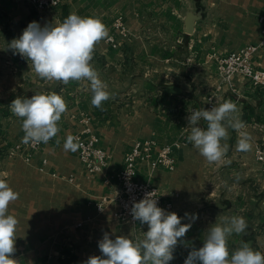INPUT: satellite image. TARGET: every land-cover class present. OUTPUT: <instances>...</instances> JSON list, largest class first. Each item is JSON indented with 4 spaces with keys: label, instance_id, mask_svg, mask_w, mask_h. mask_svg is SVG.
I'll return each instance as SVG.
<instances>
[{
    "label": "crops",
    "instance_id": "obj_1",
    "mask_svg": "<svg viewBox=\"0 0 264 264\" xmlns=\"http://www.w3.org/2000/svg\"><path fill=\"white\" fill-rule=\"evenodd\" d=\"M188 12L201 13L190 34L184 32ZM72 13L100 19L109 35L115 18L122 17L127 29L119 47L106 39L95 45L90 63L110 95L100 108L91 104L87 81L65 85L41 79L31 61L9 49L30 22L55 25ZM260 14L264 0H60L56 9L46 10H35L26 0H0V179L19 194L8 207L18 221L13 254L18 264H83L101 255L98 242L105 233L112 239L142 240L146 224L115 217L121 190L117 175L134 144L148 139L155 142L154 155L173 145L175 167L151 170L138 161L136 179L155 186L171 203V212L191 224L173 261L202 247L208 229L232 216H242L248 227L228 238L230 254L241 242L264 254V179L255 157L256 146L264 148V86L253 87L239 77L227 83L216 62V57L259 42ZM251 61L264 70V46ZM53 92L67 105L57 134L28 160L23 153H10L24 137L22 118L12 113L11 102ZM209 98L213 106L234 102V115L244 124L239 131L228 129L222 141L228 151L213 163L187 140V116L209 109ZM200 126L206 129L207 124L201 121ZM86 128L109 154L107 165L96 173L87 172L78 147L65 149L69 138L77 144L78 134L88 137ZM244 137L249 138L248 151L237 147ZM185 213L198 218L193 222Z\"/></svg>",
    "mask_w": 264,
    "mask_h": 264
},
{
    "label": "clouds",
    "instance_id": "obj_2",
    "mask_svg": "<svg viewBox=\"0 0 264 264\" xmlns=\"http://www.w3.org/2000/svg\"><path fill=\"white\" fill-rule=\"evenodd\" d=\"M104 39L110 37L100 19L72 13L55 25L42 27L36 21L30 22L22 35L9 43V49L31 61L41 79L65 85L70 81H87L92 93L91 104L100 108L110 95L90 61L95 45ZM10 108L15 116L22 118L23 143L39 144L47 143L57 134V122L67 105L61 95L53 92L16 98ZM237 111L234 102L225 100L209 109L194 110L187 116L190 129L187 140L207 162H220L226 155L229 146L222 141H227L229 128L239 131L244 127L243 121L234 115ZM201 121L206 122V129L200 126ZM77 147L72 138L65 143L66 150L75 151ZM237 147L248 151L249 138L240 139ZM152 193H146L131 207L132 219L148 226L144 238L134 242L126 236L112 239L105 233L98 242L101 255L90 256L83 264H169L174 259V250L191 224L182 223L183 218L177 213L159 207L157 199L151 197ZM18 196L5 180L0 179V264H18L13 258L18 221L8 214L9 204ZM185 217H190L193 222L198 218L189 213H185ZM247 227L242 216H232L222 224H213L207 231L203 246L193 247L184 264H264V254L247 242H241L234 252H229L228 238L233 233L244 234Z\"/></svg>",
    "mask_w": 264,
    "mask_h": 264
},
{
    "label": "built area",
    "instance_id": "obj_3",
    "mask_svg": "<svg viewBox=\"0 0 264 264\" xmlns=\"http://www.w3.org/2000/svg\"><path fill=\"white\" fill-rule=\"evenodd\" d=\"M28 5L35 10L56 9L60 5V0H26ZM258 21L261 24V38L258 43L246 44L238 51L231 52L225 56L216 57L217 73L224 81L230 83L234 77H239L247 80L253 87L264 86V70L254 67L251 58L258 48L264 46V14L258 16ZM114 34L109 35L110 39H106L109 44L116 48L121 44V38L127 35V29L122 17L115 18L113 22ZM208 108L213 106L212 98ZM89 118H85L87 123ZM84 132L89 134L88 137H83L81 134L76 136L78 145V156L81 162L85 165L87 172L96 173L101 171L108 163L109 154L106 150L97 146L98 138L90 133L89 128ZM25 135V133H24ZM42 142L39 144L16 143L11 147L10 153H23L26 160L30 158L32 153L36 151ZM155 142L152 139L138 141L133 148L125 156V165L118 173L117 179L121 190L117 197L119 205L115 217L122 222L136 223L131 216V207L134 202H139L144 198L146 193H151L153 199H157L158 206L171 212V203L165 200L159 193L158 189L148 182H141L136 179V162L142 161L147 164L151 170L159 166L173 169L175 160L172 155L173 145H166L154 155L153 148ZM174 145H178L175 143ZM255 157L262 163V172L264 179V148L257 145L255 148ZM97 210H103V202L97 205ZM185 258L179 261H170L169 264H184Z\"/></svg>",
    "mask_w": 264,
    "mask_h": 264
},
{
    "label": "water",
    "instance_id": "obj_4",
    "mask_svg": "<svg viewBox=\"0 0 264 264\" xmlns=\"http://www.w3.org/2000/svg\"><path fill=\"white\" fill-rule=\"evenodd\" d=\"M200 17H201L200 12H197V13L188 12V13H186L185 19H184V32L187 34L192 33L194 23Z\"/></svg>",
    "mask_w": 264,
    "mask_h": 264
}]
</instances>
